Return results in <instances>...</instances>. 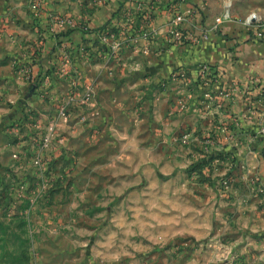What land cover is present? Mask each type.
<instances>
[{
	"label": "rangeland",
	"instance_id": "374dc122",
	"mask_svg": "<svg viewBox=\"0 0 264 264\" xmlns=\"http://www.w3.org/2000/svg\"><path fill=\"white\" fill-rule=\"evenodd\" d=\"M3 1L0 264H264V96L183 71L145 83L111 32L81 47L38 19L4 36ZM224 2L220 21L264 15ZM190 215L208 227L180 228Z\"/></svg>",
	"mask_w": 264,
	"mask_h": 264
},
{
	"label": "crops",
	"instance_id": "0c3cea01",
	"mask_svg": "<svg viewBox=\"0 0 264 264\" xmlns=\"http://www.w3.org/2000/svg\"><path fill=\"white\" fill-rule=\"evenodd\" d=\"M136 1L139 0H51L44 5L41 4L43 6L41 9H34L28 0H4L3 5H11V10L6 12L7 16L9 15L6 19L13 18L15 25L12 28L7 26L6 29L3 26L2 31L5 33L4 36L19 35L22 42L25 38L32 39L33 34L31 35V31L27 29L31 27L28 23L32 24L38 19L42 22L53 21L55 16L83 19L90 29L88 32L71 30L66 36L63 34L67 32L60 34L81 47H86L90 41L100 40L101 34L111 32L110 38L113 36L114 39L109 43L112 44L124 37L128 48L125 49V55L138 57L131 58L124 65L131 69L137 66L136 69L151 74L140 79L145 83H158L178 71L196 74L201 64H208L217 72L213 83H217L223 89L229 87L238 92L239 86L243 88L246 82L255 79L262 92L260 95H264V38L257 40L252 31L244 27L243 22L233 20L234 18L224 19L216 24L215 20L218 17L234 13L226 9L224 0H141L144 8L153 7L154 16L150 23L142 20L136 9ZM171 9L186 16L191 14L189 22L183 25L184 30L193 31L195 35L202 31L206 32L207 39L199 44L170 42L167 34L173 17ZM250 14L252 13L242 17L247 18ZM254 14L264 20L263 14ZM109 28L112 31H108ZM52 30L57 32L53 28ZM144 32L149 33V39H142ZM16 50L20 51L19 47ZM86 59L88 58L83 56L82 62ZM135 78L134 76L131 78L132 82ZM16 82L25 85L20 77ZM257 158L255 164L260 178L264 180V155ZM207 222L204 219L197 222L190 215V218L180 222V228L187 226L192 228L195 224L204 228ZM186 235L188 234L184 233L185 237ZM188 238L189 241L199 239L193 235Z\"/></svg>",
	"mask_w": 264,
	"mask_h": 264
},
{
	"label": "built area",
	"instance_id": "2783aa9c",
	"mask_svg": "<svg viewBox=\"0 0 264 264\" xmlns=\"http://www.w3.org/2000/svg\"><path fill=\"white\" fill-rule=\"evenodd\" d=\"M28 2L32 5L34 9H39V7L42 4L41 0H28ZM45 3V2H44ZM136 9L139 13L144 10V7L142 6V1H136ZM171 14H172V20H171V25L167 34V38L169 39L170 42L172 43H178V44H186V43H194V44H199L201 41L207 39L208 33L206 32H200L199 35H195L193 31H186L183 28V25L185 22H189L191 19L190 15H183L179 12H176L174 9H171ZM154 16V11L153 7H149L146 10V14L144 18L142 19L146 23H150L151 20L153 19ZM53 22L57 26V31L58 32H67L71 30H79L82 32H85L87 23L83 19H74L68 16H55L53 19ZM216 24L220 23V19L215 20ZM127 25V24H125ZM243 25L246 29L251 30L253 33L254 38L257 40H261L264 38V21L261 20L259 17H257L254 13L250 14L247 18H245ZM129 26V25H128ZM54 31V30H53ZM106 35L101 34L99 39L101 41H106ZM142 39L147 40L149 39V33L144 32L142 35ZM111 50L116 51L119 49V43H114L111 44ZM197 75L200 78H214L217 75V72L210 67L208 64H201L198 67L197 70ZM185 74V72H183ZM174 75H177L176 73ZM182 75V74H181ZM183 76V75H182ZM244 88L247 89H252V90H257L259 93H262L259 90V84L255 79H250L246 84L243 86ZM264 96V95H262Z\"/></svg>",
	"mask_w": 264,
	"mask_h": 264
},
{
	"label": "trees",
	"instance_id": "16d2710c",
	"mask_svg": "<svg viewBox=\"0 0 264 264\" xmlns=\"http://www.w3.org/2000/svg\"><path fill=\"white\" fill-rule=\"evenodd\" d=\"M146 10H147V8H144V10L143 11H141V18L143 19L144 18V16H145V14H146ZM90 29H89V27L88 26H86V30H85V32L87 31H89ZM47 31V30H46ZM68 32L69 31H67V33H65V34H63L64 36H66L67 34H68Z\"/></svg>",
	"mask_w": 264,
	"mask_h": 264
}]
</instances>
